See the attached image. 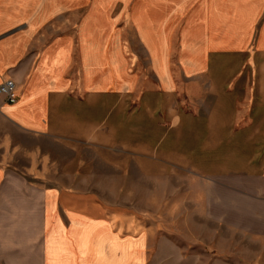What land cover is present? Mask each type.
Wrapping results in <instances>:
<instances>
[{
  "label": "crops",
  "instance_id": "crops-1",
  "mask_svg": "<svg viewBox=\"0 0 264 264\" xmlns=\"http://www.w3.org/2000/svg\"><path fill=\"white\" fill-rule=\"evenodd\" d=\"M75 1L0 0V84L13 79L18 93L16 103L0 94V217L3 202L5 218L26 223L10 206L33 191L41 207L38 255L32 227L14 222L0 226V264H264V0H203L182 34L183 100L160 40L154 90L139 88L119 52L106 49L99 74L90 36L80 33L77 57L74 36L49 31ZM225 59L239 60L227 77L240 60L252 70L246 103L239 84L226 87ZM82 144L134 148L143 171L147 156L155 171L184 172L188 252L144 215L67 189Z\"/></svg>",
  "mask_w": 264,
  "mask_h": 264
},
{
  "label": "rangeland",
  "instance_id": "rangeland-1",
  "mask_svg": "<svg viewBox=\"0 0 264 264\" xmlns=\"http://www.w3.org/2000/svg\"><path fill=\"white\" fill-rule=\"evenodd\" d=\"M202 2L203 0H76L74 3H66L62 11L50 18L49 31L74 36L77 57L82 50L80 33L82 37L90 36L91 42L86 45L93 51L91 57L93 56L92 60L96 64L94 68L98 66L96 69L99 74L106 49L109 54L119 52L124 55L123 67L139 88L145 91L154 90L160 82L156 72L157 59H154L150 51V47L154 49L160 40L158 45L161 54L168 52L166 59L173 82L179 84L177 96L183 100L184 84L180 77L184 49L182 34L186 24L199 17ZM238 61L224 60V66L229 69L225 72L226 87L232 88L233 84H239L240 101L246 103L249 99L248 88L254 77L246 60H240V72L227 77ZM150 99L157 102L156 97ZM130 102L132 104L133 100L130 99ZM136 141L130 136L131 146L135 147ZM118 148L87 147L82 144L80 171L75 168V178L67 175L69 172L65 173V182L75 183L67 189L95 194L104 209H123L144 215L149 226L158 225L164 231H170L172 237L188 252L191 243L185 241V214L195 208L185 201L184 172L155 171L147 156L143 162L148 170L143 171L138 168L141 156L138 158L131 152L134 148L129 149L128 155L117 153ZM28 194L32 197L27 202H19L18 199V203L10 206L13 212L20 211L24 214L27 211L26 223L23 218H5L4 211L7 208L3 205L8 204L2 202L0 226L14 225V222L18 226L29 224L34 240L33 256L36 257L39 253L37 240L41 207L37 191ZM192 245L194 252L205 249V246L197 245L196 250V245Z\"/></svg>",
  "mask_w": 264,
  "mask_h": 264
},
{
  "label": "built area",
  "instance_id": "built-area-1",
  "mask_svg": "<svg viewBox=\"0 0 264 264\" xmlns=\"http://www.w3.org/2000/svg\"><path fill=\"white\" fill-rule=\"evenodd\" d=\"M0 94L6 97L7 102L16 103L18 100V93L15 81L13 79H7L0 84Z\"/></svg>",
  "mask_w": 264,
  "mask_h": 264
}]
</instances>
